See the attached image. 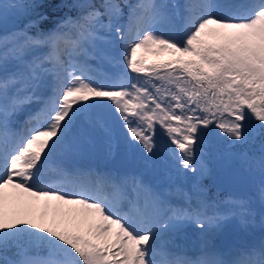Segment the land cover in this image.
Returning a JSON list of instances; mask_svg holds the SVG:
<instances>
[{"label":"snow or ice","instance_id":"obj_1","mask_svg":"<svg viewBox=\"0 0 264 264\" xmlns=\"http://www.w3.org/2000/svg\"><path fill=\"white\" fill-rule=\"evenodd\" d=\"M39 7L0 0V20L10 9ZM71 7L76 14L54 29H39L47 17L36 13L0 38V264H264V240L232 258L158 249L164 234L188 223L210 231L230 213L193 202L191 192L173 205L141 177L69 170L53 160L58 150L78 151L90 130L111 137V120L146 156L158 147L159 126L179 167L203 174L210 126L229 146L264 132V0H185L182 8L167 0H73ZM101 45L119 49L124 73L97 76L90 60L116 59ZM142 49L171 58L149 65L137 56ZM48 76L51 93L44 96ZM33 103L38 108L17 131V114ZM103 105L110 111H94ZM253 118L259 124L250 128ZM256 163L264 177V146ZM46 168L55 181L41 179ZM41 199L55 208L51 219L32 211ZM260 201L264 207V179ZM236 208L233 214L250 223V203Z\"/></svg>","mask_w":264,"mask_h":264},{"label":"rangeland","instance_id":"obj_2","mask_svg":"<svg viewBox=\"0 0 264 264\" xmlns=\"http://www.w3.org/2000/svg\"><path fill=\"white\" fill-rule=\"evenodd\" d=\"M134 0H129V3H132ZM7 3L16 4L20 3V0H6ZM169 4H175L182 8L185 3V0H167ZM214 3V0H212ZM17 10V9H16ZM15 10V11H16ZM13 12L12 9L9 10L8 14ZM125 13H127V9H125ZM7 14V15H8ZM73 14L72 16H74ZM7 16L0 20V37L5 34L17 32L19 29L23 28L25 25H16L15 27L4 26ZM122 21L125 19L121 18ZM58 23V22H57ZM55 23L51 28L45 30L54 29L57 25ZM173 25L179 27L181 25V21L179 17H173L172 21ZM105 52L109 55L114 56L116 59L113 62L107 61H99L94 60L96 65L102 71V79L104 76L107 77H115L126 71L124 64L120 59L119 49L116 47H108L107 45H101ZM158 54L159 56H155ZM164 53V52H163ZM163 53H158L153 50H145L142 49L138 51V58L143 59L146 64L160 63L167 59L163 57ZM136 76L135 73H129V79H132ZM50 83V82H48ZM44 96H47L51 93V85L45 87L41 90ZM38 108V103H33L31 105L25 106L24 110L17 114L16 124L14 125V129L19 131H23L26 127V122L28 119V115L30 112L35 111ZM94 111L100 112L98 108L94 109ZM27 114V115H26ZM109 125L112 128L111 137L105 134L101 129H93L90 130V136L83 138L81 140V146L78 151L73 153H66L61 150L54 155L53 160L56 163H60L65 166L67 169H79L83 171L93 170L96 165L98 168L95 171L100 169V172H108L113 173V169L110 165V157L113 156L115 150L120 147L123 153L124 159L127 161V167L125 170H116L114 171V175H118L122 178L125 177H141L145 181V183L150 184L154 189L160 190L161 188L167 187L168 183H162L159 181L160 175L163 173L169 175L172 182L171 184L178 185L185 192H191L192 195H200L201 199L207 201L212 205L214 210H220L221 212L230 213L229 218L224 220L219 228H213L210 231H201L194 224L188 223L186 224L187 228L193 229L194 233L200 237L205 238L207 247H211L213 249V253L218 258H224L223 255L226 252V249L231 246H235V243L242 244L241 248H250L255 246V244L259 243L264 237V223H262V214H264V207H262L260 201V187L261 181L264 179L262 177L259 166L256 163L249 162L245 159L235 160V158L227 153V159L220 161L218 164L211 165L206 161V171L203 174L197 173L193 174L190 171H185L181 169L178 163L172 156L171 149L168 147L167 137L164 135L163 131L157 126L156 129V139L158 142V147L151 156H144L141 147L139 145H130L126 139V133L123 131L122 127L116 126L113 124L111 120H109ZM17 130V131H18ZM97 132V134H95ZM98 135H103V138L108 141V144L100 146V140H96L95 137ZM207 139L205 140V147L203 152L209 151L210 153H215L217 155L220 154L224 148L227 147L229 141L226 138L219 135V129L215 128V126H210V130L206 131ZM114 143L111 147L109 143ZM119 143V147L114 148L115 143ZM174 147V146H173ZM226 153V151H225ZM149 158L153 163H148L146 167H142L140 172H137L136 166L137 164L143 160L144 158ZM200 159V152H197V160ZM231 162L236 164L237 166H241L248 181V190L235 193L231 190L220 189L219 187L214 188L215 181L217 176L225 171V165ZM50 170L46 168L42 174L41 179L44 182H53L57 179L55 175L52 179L45 178V171ZM148 170L147 174H144ZM94 171V170H93ZM162 184V185H161ZM129 188L131 187V183L129 181ZM198 188H200L198 190ZM162 191V190H160ZM166 198L172 203L173 197L168 198L167 194ZM27 199V198H25ZM241 200H247L250 203L251 208L254 210V216L250 223H244L242 219L236 223L234 218V211L237 210L236 205ZM57 202L53 201L52 204L55 205ZM173 204V203H172ZM37 217L41 215L47 214L48 219H51L55 208L49 207L46 200L41 199L36 202V207L32 210ZM227 231H230L233 234V240L226 245V247H218L216 242L220 239V237L224 236ZM180 230L169 232L164 234L160 241L166 239L167 236L174 235L179 233ZM246 245V247H245ZM250 245V246H247ZM174 252L175 247L171 249ZM158 258V257H157Z\"/></svg>","mask_w":264,"mask_h":264},{"label":"trees","instance_id":"obj_3","mask_svg":"<svg viewBox=\"0 0 264 264\" xmlns=\"http://www.w3.org/2000/svg\"><path fill=\"white\" fill-rule=\"evenodd\" d=\"M22 4H27L33 2V0H20ZM34 2L41 4L42 7L36 8L34 10H29L28 13H23L22 9H17L15 12H11L7 15L4 26L15 27L16 25H26L29 20L36 19V13L43 14L47 18L39 22V29L45 31L55 23L59 22L62 18L68 15L76 14V9L71 7L73 0H34ZM30 34H35L37 28L29 29ZM155 56H159L155 54ZM165 59H170V54L167 52L163 53ZM259 124L254 118L249 121V127L255 128ZM208 131V130H205ZM207 139V135L205 140ZM264 146V132L259 134H253L250 136L249 140L244 143H236L231 146L227 145L224 150L220 152L219 155L215 153H210L209 151L203 152L204 161L208 164L216 165L220 161L227 159L228 155H231L235 160L245 159L249 162L256 163V160L261 154V147ZM226 151V153H225ZM246 154V155H245ZM256 165H258L256 163ZM214 186V185H213ZM214 188H216L214 186Z\"/></svg>","mask_w":264,"mask_h":264},{"label":"bare ground","instance_id":"obj_4","mask_svg":"<svg viewBox=\"0 0 264 264\" xmlns=\"http://www.w3.org/2000/svg\"><path fill=\"white\" fill-rule=\"evenodd\" d=\"M137 0L132 1V3H136ZM215 2H219V0H214ZM8 34H5L4 36L0 37V38H4L7 37ZM10 38V37H9ZM89 64L92 65L94 68H99L96 63L94 62V60H90ZM97 76L99 78L102 79V71L100 70V73H97ZM52 77L48 76L46 77V83L51 82ZM48 85H51V83H48ZM27 115V114H26ZM17 120V118H15ZM16 124V123H15ZM14 124V125H15ZM13 125V127H14ZM18 130V128H17ZM19 131V130H18ZM95 134H97V132H95ZM95 139L100 140V146L103 145H107L108 141L106 139L103 138V135H98L97 137H95ZM114 143H109V146L111 147ZM119 147V143L116 142L114 145V148ZM120 148V147H119ZM155 153V151H154ZM146 156V155H144ZM144 159L141 160L137 166H136V170L137 172H140L142 167H146L148 165V163H153L152 160H150L149 158L143 157ZM100 171V169L98 170ZM113 171V170H112ZM148 170L146 172H144V174H147ZM114 175V171L112 173ZM56 174L51 171V170H46L45 171V178H50L52 179ZM132 177V175H131ZM130 178V177H128ZM162 181V183H168L167 187L161 188L160 190H162V192H164L165 194H167L169 197L168 198H172L173 197V205H180L184 203V193H186L185 191L182 190V188L178 185L175 184H171L172 180L170 178L169 175L166 174H162L160 175L159 181ZM162 185V184H161ZM200 188H198L199 190ZM193 202H195L196 199H201L200 195H193ZM210 205V203H209ZM210 211H213V207L212 205H210L209 208ZM235 213L237 212V210L234 211ZM234 218L236 223L239 222L241 220L240 216L238 214H234ZM180 232L174 235H170L167 236L166 239L162 241H160V239L157 241V248L159 249L161 246L165 247L166 250L168 251H172L171 249L175 247L174 252L182 254L183 256L189 258V259H197L200 258L204 253H213V249L211 247H207V243L205 238L200 237L198 235H196L193 231V229L187 228L186 225L183 226L182 228L179 229ZM262 240H264V237L262 238ZM261 240V241H262ZM261 241L257 244H255V246H258ZM242 244H237L235 243V246H231L230 248L226 249L225 254L223 255L224 258H232L235 257L242 249L241 246ZM250 246V245H247ZM246 247V245H245ZM243 248V249H247ZM159 259V257H158Z\"/></svg>","mask_w":264,"mask_h":264},{"label":"water","instance_id":"obj_5","mask_svg":"<svg viewBox=\"0 0 264 264\" xmlns=\"http://www.w3.org/2000/svg\"><path fill=\"white\" fill-rule=\"evenodd\" d=\"M100 112L110 111L109 105H103L98 108ZM111 167L114 170H125L127 167L126 159L123 158L122 150L117 148L113 156L110 158ZM216 186L221 189H230L231 191L240 193L248 190V181L241 166L233 163H228L225 167V172L217 176ZM233 240V235L230 232L220 238L218 241L219 247H226Z\"/></svg>","mask_w":264,"mask_h":264}]
</instances>
